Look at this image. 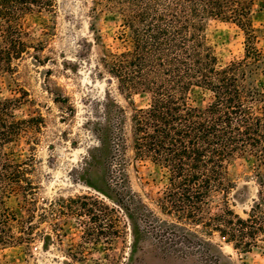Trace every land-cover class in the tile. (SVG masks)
I'll return each mask as SVG.
<instances>
[{
  "label": "trees",
  "instance_id": "16d2710c",
  "mask_svg": "<svg viewBox=\"0 0 264 264\" xmlns=\"http://www.w3.org/2000/svg\"><path fill=\"white\" fill-rule=\"evenodd\" d=\"M256 1L93 0L95 17L102 9L115 11L122 26L119 46H106L95 35L101 66L115 77L125 96L150 95L148 106L131 108V147L135 156L165 170L167 184L159 209L175 217L161 218L126 188L124 110L106 104L102 121L93 123L96 144L87 148L86 163L100 165L108 189H117L115 202L128 218L133 247L144 240L163 257L221 264L224 255L210 239L214 232L244 253L264 239V211L259 203L245 218L230 209L208 220L203 216L209 194L232 187L229 165L233 160L245 157L256 168H264V83L257 79L258 73L264 74V57L252 21ZM54 6L55 0H0V71H11L12 59L27 51L25 16L53 12ZM211 20L234 23L243 31L242 58L218 63L207 36ZM91 26L96 32L94 23ZM194 88L210 93L206 104L190 102ZM25 94L23 90L20 96L0 99V247L29 242L35 236L36 187L26 176L34 167V156L17 162L4 151L23 133L39 131L41 115L15 117ZM18 193L34 204L27 215L5 204ZM64 201L61 196L44 203L40 217L60 214Z\"/></svg>",
  "mask_w": 264,
  "mask_h": 264
},
{
  "label": "rangeland",
  "instance_id": "374dc122",
  "mask_svg": "<svg viewBox=\"0 0 264 264\" xmlns=\"http://www.w3.org/2000/svg\"><path fill=\"white\" fill-rule=\"evenodd\" d=\"M92 8L93 0H55L53 12L27 14L22 20L28 33L27 51L12 59L11 71H0V99L26 91L15 117H43L39 131H27L4 147L17 162L34 156V167L26 176L36 187L37 208L21 193L5 200L8 207L26 215L33 208L35 236L29 242L0 247V264H195L193 258L163 257L149 241L133 247L128 218L115 202L117 189H108L100 165L86 163L87 148L96 144L93 123L102 121L106 104L119 105L125 115V186L158 216L175 220L159 209L167 184L165 170L135 156L131 147V108L148 106L150 95L125 96L99 61L95 35L106 46H119L120 16L102 9L95 17ZM252 21L259 30L257 47L264 57V0L256 1ZM207 36L220 65L244 56L245 36L234 23L211 20ZM257 79L264 83V74L258 73ZM209 98L210 93L201 89L190 91L193 104L204 105ZM229 175L232 187L212 191L207 197L206 220L225 209L245 218L254 203L264 211V168L239 157L229 165ZM61 196L65 198L60 203L63 212L40 217L41 206ZM210 239L224 255L221 264H264V239L245 253L216 232Z\"/></svg>",
  "mask_w": 264,
  "mask_h": 264
}]
</instances>
